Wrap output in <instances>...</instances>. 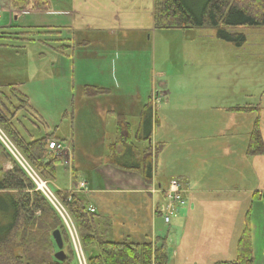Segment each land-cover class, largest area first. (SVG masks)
Returning <instances> with one entry per match:
<instances>
[{
  "label": "rangeland",
  "instance_id": "rangeland-1",
  "mask_svg": "<svg viewBox=\"0 0 264 264\" xmlns=\"http://www.w3.org/2000/svg\"><path fill=\"white\" fill-rule=\"evenodd\" d=\"M64 2L69 3V0ZM30 6L20 11L12 6L11 0H0V31L7 26L9 12L11 16L16 13L19 19L13 23L8 33L14 35L38 32L40 27L35 25L33 19L35 12L41 10L30 12ZM115 6L121 8L124 16L132 13L128 18L129 22H133L137 16L145 35L130 33V43L123 39V34L113 37V40L106 33L99 36L104 45H113V50L95 51L101 58L98 61H89L83 67L80 64L74 66L71 60L68 62L71 71L63 78L58 73L54 75L55 65L44 61L41 63L42 58L39 55L47 51L43 36L34 37L36 41L29 43L21 56L1 58L0 53V82L3 80L24 84V91L28 93L31 105L38 112L37 119L30 110L21 115L18 124L20 133L26 140H31L57 131L67 138L60 140L65 150H70L71 142L68 138L73 125L71 118L69 120L67 116L66 122L61 125V110L67 111L69 108L68 114L72 113L74 102L75 105L79 104L78 91L84 82L104 84L114 88L117 94L126 96L135 92H139L144 98L152 95V107L159 112L160 117L154 140L163 145L162 168L170 169L169 159L173 154L178 155L177 149L182 148L180 141L187 138L184 135L188 131L192 132L193 145H202L206 149L205 169L211 173L209 177L216 178L208 180L207 177L204 187L229 186L232 191L254 189L263 192L261 195L258 193L257 205L250 213L253 228L250 220L249 226L254 247V264H264V153L247 158L251 156L247 153L249 134L256 124L264 142V29L241 31L246 35L247 42L243 47L237 48L218 40L213 30H154L152 0H117ZM60 10L67 12L68 8L61 7ZM57 15L53 14L50 18L58 19ZM109 17L110 14L103 15V21ZM87 18L88 15H84L76 26L88 24ZM92 33L93 36L100 35L94 31ZM71 35L69 31H63L62 38H71ZM6 42L8 41L0 40V44ZM42 67L44 72L34 78L27 75L30 70L34 75ZM82 69H86V72H81ZM74 87L76 91L73 98ZM4 91L9 93L8 89ZM8 93L6 95L9 97ZM2 103L7 105L3 100L0 101ZM2 106L0 111L5 110L6 115L11 113L9 106ZM10 107L14 114L16 110L11 105ZM179 124L186 130L173 131V126ZM1 130L9 139L6 132L2 128ZM175 132L182 136L175 135ZM97 133L100 135V131ZM94 148L98 149L97 153H101L102 145ZM58 154L52 153L53 156L49 157L58 159ZM61 157L64 163L58 165L55 180L47 182L52 193L69 190L74 185L73 165L66 163L67 159L63 155ZM1 161L5 171L12 169L10 159L2 158ZM190 165L194 168L198 166L195 159ZM178 170V167L173 168L174 172ZM66 211L76 226L68 208ZM94 229L98 235L96 227ZM78 237L80 242H77V247L80 245L84 253V258L81 256L80 260L82 264H88L90 249L85 250L79 231ZM68 241L69 243L64 244L67 258L75 249L74 241ZM9 252L21 253L8 245L7 249L1 247L0 256L5 259L2 261L1 257L0 264L6 262ZM57 252L55 246L51 250L54 260ZM74 264H78L77 260Z\"/></svg>",
  "mask_w": 264,
  "mask_h": 264
},
{
  "label": "crops",
  "instance_id": "crops-1",
  "mask_svg": "<svg viewBox=\"0 0 264 264\" xmlns=\"http://www.w3.org/2000/svg\"><path fill=\"white\" fill-rule=\"evenodd\" d=\"M116 1L69 0V3H66L64 0H48L44 9L35 12L33 19L35 25L44 32H60L61 39H63V31H69L72 37L64 38L61 43L45 44L47 51L39 55L42 58L41 63L44 61L55 65L54 75L58 73L60 78H63L71 71L68 64L71 60L74 66L80 64L83 67L89 61L96 59L98 61L101 58L95 51L113 50V45H104L99 36L102 37L106 33L107 37L113 40V37L123 34V39L129 42L130 33L145 35V30L137 16L133 22H129L128 18L132 13L124 16L121 8L115 6ZM104 2L108 5L106 6ZM152 2V22L155 30L154 0ZM34 6V4L30 6V12L35 11ZM61 7L68 8L67 12L60 10ZM53 14H58L59 18L51 19ZM109 14L110 17L103 21V15ZM84 15H88V24L76 26ZM18 19L16 13L11 16L8 12V23L0 31V37L7 34ZM92 31L100 35L93 36ZM5 41L8 42L0 44L1 58L9 59L23 55L26 46L31 43L14 37ZM43 72L44 67L37 69L34 75L30 70L27 75L34 78L35 75ZM81 72H86V69H82ZM10 86H14L28 98L29 109L18 110L19 105H15L18 102L11 98L8 89ZM23 87L24 84H15V82L3 80L0 82V100L7 104L2 103L5 107L9 106L11 112L9 115L12 114L17 128L21 115L26 111L33 112L35 119L38 117L37 109L31 105L28 93ZM3 88L8 89L9 93ZM75 91L74 87L73 98ZM115 91L114 88L104 84L81 83L78 91L79 104L75 105L74 102L70 115L69 108L67 111L61 110L63 115L61 125L66 122V116L69 120L71 118L73 125L72 133L68 138L71 142L70 150H64L62 155L65 160L67 159L66 163H72L75 175H73L72 188L60 191L76 193L77 185L81 182L86 183L87 189L76 194L86 207L92 206L96 210L93 222L98 235L109 242L151 243L155 247H163L168 264H221L233 261L237 256V244L248 217L253 228L250 213L257 205L258 193L261 195L263 192L254 189L232 191L229 186L204 187L207 177L208 180H216L215 177H209L211 173L205 169L207 151L202 145L194 146L192 132L185 131L186 129L180 124L174 125L172 130L185 131L184 137L187 138L180 141L182 148L177 149L178 155L173 154L172 158L170 157V169L162 168L163 145L154 140L156 127L160 122L157 110H154L151 141L148 143L136 141L143 109L149 104L152 95L144 98L139 92L126 96ZM164 93L166 95V92ZM10 105L16 110L14 114ZM120 117H124L130 124L132 141L137 151L142 154L147 149H151L155 157L153 179L149 185L146 184L142 173L123 171L108 162L109 147L116 138ZM40 119L42 120V117ZM97 131H100V135ZM51 135L60 142H62L60 139H67L57 131L45 136ZM175 135L182 136L179 132H175ZM100 145H102L101 153H97L98 149L94 147ZM250 157L252 156L247 158ZM194 159L198 164L195 168L190 165ZM230 164L231 161L229 168ZM175 167L179 170L174 172ZM172 180L180 182L185 204H173L165 215L170 217V221L166 223L165 216L157 213V208L169 205L166 191ZM89 253V257L95 256L98 250L93 248Z\"/></svg>",
  "mask_w": 264,
  "mask_h": 264
},
{
  "label": "trees",
  "instance_id": "trees-1",
  "mask_svg": "<svg viewBox=\"0 0 264 264\" xmlns=\"http://www.w3.org/2000/svg\"><path fill=\"white\" fill-rule=\"evenodd\" d=\"M11 3L20 11L32 4L35 10H42L48 0H11ZM154 24L156 30H213L218 40L241 48L247 42L246 35L241 31L264 29V0H154ZM60 35V32L48 33L40 29L35 33H7L0 40L5 41L14 36L22 41L34 42V37L43 36L45 44H57L64 41ZM14 88L8 87L11 98L19 104L18 110L29 109L28 98ZM12 119V114L6 115L0 111V127L27 163L42 180L54 181L58 165L64 163L61 156L58 159L49 157L53 156V152L48 146L51 141H56L55 136L26 140ZM153 120L154 108L150 99V103L143 109L136 141H151ZM247 153L251 156L264 153L258 124L251 133ZM2 158L12 162V169L8 172L4 170ZM154 158L151 149L142 154L137 151L132 141L131 126L124 117H120L116 138L109 147V164L123 171L142 173L145 182L149 184L153 179ZM74 183L76 185V181ZM56 195L70 211L85 250H98L97 255L88 257V264H168L163 247H155L151 243H115L101 238L95 233L94 215L88 212L78 195L61 191L56 192ZM246 221L237 244L236 258L221 264H254L252 233L249 219ZM57 230L61 232L64 243H69V236L56 211L0 142V248L7 249L8 245L21 252H9L3 264H74V253L63 263L53 259L51 250L56 245L52 234ZM4 259L2 257V261Z\"/></svg>",
  "mask_w": 264,
  "mask_h": 264
},
{
  "label": "built area",
  "instance_id": "built-area-1",
  "mask_svg": "<svg viewBox=\"0 0 264 264\" xmlns=\"http://www.w3.org/2000/svg\"><path fill=\"white\" fill-rule=\"evenodd\" d=\"M1 13L2 9L0 7V19H1ZM0 142L3 144V146L6 148V150L14 156V158L18 161V163L21 165L22 169L26 172L28 177L31 179V181L37 186V191L41 192L42 195L45 197V199L49 202V204L53 207V209L56 211L58 216L60 217L63 226L68 231L69 239L74 241V256L77 260L78 264H82L81 262V256L84 258L83 249L80 247H77V242H80L78 237V231L76 229V226L74 225L73 221L70 219L68 212L66 211V205L63 204L57 195L55 193H52V191L48 188L47 182H43L41 177L34 171L29 164H27L26 160L20 155L14 144L5 136L4 132L0 128ZM49 150H52L56 153H61L64 150V147L61 143L58 142H51L49 144ZM80 189H86V184L81 183L79 185ZM182 187L179 181L172 180L169 184V187L166 191V197L168 201V206H161L157 208V213H160L161 215H166L168 211L170 210V207L173 204H181L184 205L185 201L183 200L182 196ZM88 212L90 214H95L96 210L93 207L88 208ZM165 221L168 223L170 221L169 216H165ZM86 263V262H85Z\"/></svg>",
  "mask_w": 264,
  "mask_h": 264
},
{
  "label": "water",
  "instance_id": "water-1",
  "mask_svg": "<svg viewBox=\"0 0 264 264\" xmlns=\"http://www.w3.org/2000/svg\"><path fill=\"white\" fill-rule=\"evenodd\" d=\"M52 238L55 242V245L58 249V252L54 255V258L57 262L63 263L66 261L67 259V255L64 252V239L62 237V234L59 230L55 231L52 234Z\"/></svg>",
  "mask_w": 264,
  "mask_h": 264
}]
</instances>
